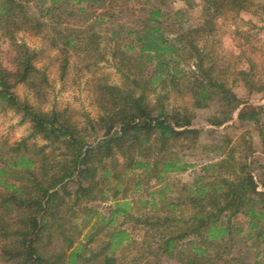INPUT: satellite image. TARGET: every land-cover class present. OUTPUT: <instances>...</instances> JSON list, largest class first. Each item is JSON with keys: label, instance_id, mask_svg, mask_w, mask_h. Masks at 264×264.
Listing matches in <instances>:
<instances>
[{"label": "trees", "instance_id": "obj_1", "mask_svg": "<svg viewBox=\"0 0 264 264\" xmlns=\"http://www.w3.org/2000/svg\"><path fill=\"white\" fill-rule=\"evenodd\" d=\"M169 1L175 0H0V48L3 37L14 48L13 68L4 64L0 50V100L30 124L20 141L0 140V264H129L117 252L127 240L132 241L127 247L138 244L133 264H160L164 257L180 264H264V189L235 147L199 143L202 134L220 131L193 124L197 109L217 102L210 124L233 121L236 110L248 105L238 120L261 125L264 106L248 103L253 93L264 94V80L241 69L230 84L200 45L219 17L238 15L252 1L201 0L202 19L188 28L187 13L196 0H181L184 6L173 13L165 9ZM20 30L49 41L63 74L73 54L98 63L106 60L109 45L123 84L97 81L99 114H86L83 126L70 107L34 105L15 87L23 83L42 99L50 79L37 65L41 49L16 39ZM173 98L184 103L171 106ZM260 136L264 146V124ZM197 147L221 152V158L205 163L178 201H164L161 210L152 202L144 220L133 219L146 229L142 242L116 228L99 238L108 241L94 245L103 224L111 225L116 214H125L123 223L132 221L131 202L119 201L128 198V188L120 187L124 175L141 169L164 180L163 174L192 166L179 154ZM260 167L264 187V164ZM73 180L77 185L70 188ZM109 189L115 209L108 219L101 213L94 218L99 211L81 201L108 199ZM238 214L250 219L241 239L257 250L253 261L241 263L233 249L236 236L245 232L232 220Z\"/></svg>", "mask_w": 264, "mask_h": 264}, {"label": "rangeland", "instance_id": "obj_2", "mask_svg": "<svg viewBox=\"0 0 264 264\" xmlns=\"http://www.w3.org/2000/svg\"><path fill=\"white\" fill-rule=\"evenodd\" d=\"M251 1L252 5L250 8L240 14L234 16L231 13L227 16L219 17L216 20L215 31L200 40V45L208 52L209 58L214 60L220 69L222 68L226 71L224 76L228 78L230 84L237 77L235 71L241 69H251V75L256 80H264V0ZM196 3L197 6L194 10L187 13V21L184 24L187 28L194 27L202 19L200 12L201 0H196ZM184 4L181 0L169 1L165 9L173 13L176 9L183 7ZM169 28L171 27L169 26ZM103 38V45L105 46L108 41L107 34L103 35ZM16 39L19 42H26L33 49H41L40 59L37 61V65L46 70L50 79V86H48L45 96L42 99L23 83L15 87V92L21 98L27 99L34 105L42 107L44 110H51L54 107L58 109L70 107L78 118L80 126L85 125L86 114H89L91 117H97L99 114L98 107L94 101V91L98 80L103 79L111 84H123L122 76L118 72L113 59L109 56V45L107 46L108 54L106 60L98 63H95L93 58H86L81 52L73 54L70 58L66 73L63 74L61 58H56L57 50L55 51L50 48L49 41L45 42L41 36L28 30L16 32ZM13 49L11 39L9 37H3L0 48L1 55L4 64L10 68L14 67ZM85 58L89 63H86ZM236 82L239 83L238 81ZM237 89L245 93V90H241V88ZM249 101L248 104L264 106V94L255 92L251 95ZM180 103H184V100L176 98L170 100L171 106ZM247 106L242 105L236 110L233 121L217 127L207 122V118L215 114L219 108L218 103L213 102L206 109L196 110L197 116L193 124L203 130L211 128L220 131L221 134H202L199 143L209 145L210 147L215 144L222 145L226 150L235 147L237 157L243 160L247 157L254 179L259 183V189L263 190L264 187L260 185L259 181L261 176L260 164H264V146L262 145L260 136V128L264 124V112L260 115L261 125L254 122L238 120L237 115ZM29 132L30 124L23 119V116L14 107L7 106L0 100V140H7L9 143H14L27 136ZM221 138L229 142L228 146L221 142ZM37 141L43 143L42 139H37ZM182 155L185 161L192 163V166H189L184 171L165 173L163 174L165 177L164 180L155 176V174H149L147 171L141 169L135 170L132 173L130 172L122 177L120 187L121 190L128 188V198L125 200L120 198L119 201L124 202L128 200L131 202V208L128 213H131L132 221L123 223L125 214H116L115 220L111 225L103 224L106 227L97 235V241L94 245H98L103 240L108 241V238H99H105L104 236L109 230L116 228L126 229L130 233L131 238L135 239L136 242H142L146 229L143 228V223L137 225L133 219L139 217L141 220H144L145 213L151 209L152 202L156 201L161 210L164 201H178L182 196V191L193 184L197 176L203 173L202 166L205 163L217 161L221 158V152L203 151L200 147L179 154V156ZM122 162L120 163L122 164ZM123 166L122 164L120 169ZM138 180L141 183L139 186H136ZM76 185L75 180L69 184L70 188H75ZM113 191L109 189L107 192H104L110 195L108 199L90 201V199L85 198L81 202L83 205L87 203L89 207L99 211L95 214L94 218L98 217L99 213H101L108 219L111 211L115 209V200L111 197ZM102 194L103 192H100L99 195ZM179 208L182 210L185 209V213L190 212L188 206H180ZM232 220L245 229L242 235L236 236L237 242L235 241L236 243L233 247L235 254L241 263L245 260L253 261L257 250L255 248L250 249L249 243L241 239L246 232L248 233L250 227L249 217L238 214ZM87 230L88 228L85 229V232ZM131 242V240L125 241L123 246L117 251L120 257L128 261L129 264H133L130 260L136 254L138 245L134 243L131 247H127ZM249 242L251 245L254 243V240H250ZM125 247L128 249H125ZM227 257L231 258V254ZM236 263L240 264L238 262ZM160 264L180 263L175 259L164 257Z\"/></svg>", "mask_w": 264, "mask_h": 264}]
</instances>
